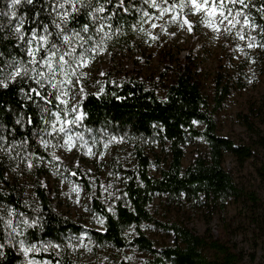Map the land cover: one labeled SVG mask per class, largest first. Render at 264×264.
<instances>
[{"label": "trees", "instance_id": "trees-1", "mask_svg": "<svg viewBox=\"0 0 264 264\" xmlns=\"http://www.w3.org/2000/svg\"><path fill=\"white\" fill-rule=\"evenodd\" d=\"M9 3L10 0H0V28L3 29L0 31V52L4 54L0 66L4 60L14 57L26 61L25 45L10 27V17L4 15L10 12ZM99 3L107 9L96 14L102 19L92 24L91 18L82 12L71 22L69 29L78 31L85 23L93 28L105 20L127 28L141 9L146 8L144 0H123L122 4L121 0L110 3L99 0ZM93 4L95 6L96 0ZM262 4L264 0H251L245 9L255 18L259 29L264 28V18L257 11ZM16 10L18 15L14 21L19 22V18L24 17L26 37L43 23L56 32L51 27L50 0H34L31 5L25 0ZM39 30L42 32V27ZM258 38L264 46V32L261 31ZM52 40L66 50L60 37L54 35ZM170 69L173 79L163 86L162 96L133 74L118 81L108 80L99 91L88 88L79 91V111L83 118L78 123L65 125V129L76 136L96 139L98 150L105 141L127 142L131 144L133 156V164L126 167L115 149L105 163L108 173L121 179L118 197L110 206L102 200L100 177L96 175L92 185L79 167H73L72 175L86 189L89 210L100 220L99 227H88L56 212L50 191L44 185L46 162L50 159L47 140L54 113L59 111L55 90L48 84L41 89L44 95L52 93L48 97L52 102L46 104L30 91L38 85L28 78L10 83L7 89L0 87V137L4 138L0 139V208L14 210V216L23 222L22 239L25 242L58 244L64 249L62 264H73L67 257L65 243L83 234L94 248L114 250L117 258L111 264H244L242 252L228 236L227 205L231 198H246L251 207L252 222L264 232V199L255 191L239 188L231 171L223 166V159L226 152H230L240 165L250 157L262 158L258 170L264 179V131L255 129L253 122L257 118L264 125V114L254 104H249L248 113L238 114L255 135L247 140L235 141L221 135L216 107L235 82L239 83L243 64L233 65L226 60V66H220L212 80L213 107L203 92L189 56L177 59ZM29 96H32L31 100ZM45 107L47 112L42 111ZM197 138L205 143L206 152L193 156L184 166L186 147ZM147 143L159 144L166 157L161 159L156 152L150 157L145 150ZM10 146H13L10 151H5ZM9 168L13 171L11 177L5 175ZM20 170L27 174V180H20ZM27 188L34 200L26 199ZM156 197L174 208L185 203L210 207L219 215L221 228L217 234L209 228L198 234L179 217L158 220L151 211ZM3 221L0 213V244L4 245L0 248V264H21V255L8 239ZM149 224L160 225L170 233L171 242L156 246L145 231ZM40 255L52 261L58 259L54 254ZM135 255L139 259L133 258ZM261 264H264V254Z\"/></svg>", "mask_w": 264, "mask_h": 264}, {"label": "rangeland", "instance_id": "rangeland-1", "mask_svg": "<svg viewBox=\"0 0 264 264\" xmlns=\"http://www.w3.org/2000/svg\"><path fill=\"white\" fill-rule=\"evenodd\" d=\"M50 2L52 5L56 0H50ZM144 2L146 8L141 9L129 27H119L110 20H105L101 22L104 24L103 32H95L99 23V25L90 28L89 33L84 34L86 37H93V42L85 44L84 48L90 49L93 43L100 42L103 37L102 47L105 50L102 52L98 50L94 59H91L92 54L89 53L91 62L86 68L78 69L77 75L72 77L74 84L63 85V89L67 90L69 95L62 97L68 101L67 105L57 99L59 106L57 112H60L61 118L74 119L80 114L79 91L81 87L99 91L106 81H118L128 74L137 76L147 86L155 88L162 96L163 86L173 79L170 68L175 65L177 59L189 56L200 78L203 92L212 107L215 104L212 80L220 66H226V60L231 61L233 65L243 64L244 71L240 76L239 83L235 82L228 95L216 107V119L221 135L230 136L235 141L247 140L249 137L255 136L247 129L238 114L248 113L249 104L261 108L264 114V46L259 42L258 36L261 32L259 27L255 29L245 27L243 29L245 38L240 39L236 35L240 25L232 28L230 32L223 31L224 25H219L221 30L218 32L205 22L204 14H193V10L187 7L180 11L176 20L172 19L175 13L171 11L165 12L161 16L163 8H167L173 3H179V0H168L167 4L164 3V0H156L160 6L158 8L151 7V0H144ZM241 7L237 4L235 9ZM244 11L248 13L245 9ZM145 12L149 15L145 16ZM51 15L52 18H55L54 13ZM185 17L191 22V31L188 30L187 24H183ZM250 17L258 25L251 14ZM17 23L14 21L10 24L13 31ZM154 24L156 27H153ZM104 33L108 35L105 36ZM249 37H255V40L250 41ZM249 42L256 46L249 48L247 46ZM77 51L79 53L81 49L78 47ZM61 79L63 77L58 72L57 81L54 82ZM77 79L79 83H75ZM54 90L57 96L60 95L59 84L58 88ZM73 107L76 108L75 112L72 111ZM65 113H67L66 116ZM255 119L253 120L255 129L264 131V125L259 123L257 118ZM53 125H55L56 131H53ZM60 126V122L54 117L47 140L50 159L46 162L48 168L43 178L44 185L50 191L53 208L56 212L78 220L88 227H99L100 220L89 210L86 189L72 175L73 167H79L92 185H94L96 175L100 177L102 200L110 206L118 197L121 179L113 173H108L105 163L111 159L116 149L123 165L131 166L133 164L131 144L116 140L105 141L102 148L98 150L99 143L96 139L86 135L76 136L70 130L60 132ZM67 136L73 138L74 143L71 147L65 144ZM145 150L150 157H153V152L158 153L161 159L166 157L165 150L159 144L147 143ZM205 152L206 145L202 139L197 138L190 141L186 147L183 165L186 166L193 156ZM262 161V158L250 157L240 165L230 152H226L223 166L231 171L239 188L255 191L260 198L264 199V179L258 170ZM153 172L156 173L155 170ZM5 175L11 177L12 169L6 170ZM19 176L20 180L28 179L27 174L22 170H20ZM24 195L28 201L34 200L30 188L26 189ZM250 209L248 200L244 197L229 200L226 216L229 223L228 236L235 244L236 249L242 252L244 264H261L264 254V232L256 223L252 222ZM10 210L9 208H0V213L4 220L7 237L21 255V264H28L30 259L39 261L41 264L44 261H48L49 264H62L64 249L60 246L55 247L58 244L51 241L25 242L22 239L23 222L14 214L11 219L17 232L12 233L11 228L5 224V221L9 219ZM151 211L161 221L179 217L198 234H203L206 228L217 234L221 228L219 215L215 211L212 212L210 207L205 208L185 203L179 208H174L164 204L162 199L156 197ZM145 231L156 246L168 244L172 240L171 234L160 225L149 224ZM21 240L25 242V246L35 245L39 251L25 256L21 251L19 243ZM65 244L67 257L72 260L73 264H95L96 262L111 264L117 258L113 249L94 248L84 234ZM45 247H47V251L44 250ZM43 253L54 254L58 259L52 261L48 257L40 255ZM128 255L130 256L129 253ZM133 258L139 259L137 255Z\"/></svg>", "mask_w": 264, "mask_h": 264}, {"label": "snow or ice", "instance_id": "snow-or-ice-1", "mask_svg": "<svg viewBox=\"0 0 264 264\" xmlns=\"http://www.w3.org/2000/svg\"><path fill=\"white\" fill-rule=\"evenodd\" d=\"M24 2L25 0H10L8 5L10 12L4 13L5 16L10 17L9 23H12L17 18L18 14L16 9ZM110 2L111 0H105V3ZM167 2L168 0H164V3L167 4ZM26 3L31 5L34 3V0H26ZM122 3L123 0H121V4ZM250 3L251 0H248V2H246V0H179V3H173L169 7L163 8L161 10V16L165 12L171 11L175 13L172 19L176 20L180 11L187 7L193 10V14H204L205 22L218 32L221 30L219 25H224L223 31L225 32H230L232 28H236L237 25H240V29L237 31L236 35L240 39H244L243 29L245 27L251 29L260 27L252 21L250 14L244 11V9L249 7ZM237 4L242 7L240 9H235ZM151 7L158 8L160 6L157 4L156 0H151ZM51 9L52 13L55 14V18L51 20V27L56 29L55 33L50 30L49 24L43 23L38 26V28H33L31 30V35L26 37L24 31L25 19L24 17L19 18V22L14 28V34L17 39L25 45L23 51L26 53L28 59L25 61L23 58L14 57L11 60H4L2 66H0V87L7 89L10 83L28 78L38 85L37 88H30V91L34 93L35 96L40 97L41 100H44L46 104H50L52 101L48 97H50L52 93L44 95L41 89H44L45 84L50 85L52 89H57L59 84L60 95L56 96V99L61 100V103L67 105L68 101L62 99V97H67L69 93L67 90L63 89V85H73L74 81L72 77L77 75L78 69L86 68L90 64L91 59H94V55L98 50L101 52L105 50L102 47L103 37L100 42L93 43L90 49L84 48L85 44L93 42L92 36L86 37L84 35L90 31L91 25L89 23L83 24L79 31L76 29H69L68 26L82 12L86 13L87 16L91 18L92 24H96L97 20L102 19L96 14L104 13L107 9L104 4L99 3V0H96L95 6L93 0H56V2L51 5ZM257 11L261 13V17L264 18V4H262ZM52 13H50V15ZM39 15L40 13L37 12L36 16L39 17ZM144 15L148 16L149 14L145 12ZM183 24L188 25L189 31L192 30L191 22L188 21L186 17ZM41 27L42 32L39 30ZM153 27H156V25L154 24ZM2 30L3 29L0 28V31ZM103 30V23H100L99 27L95 28V32L97 33L103 32ZM260 30L264 32V28ZM54 35L60 37L61 43L66 46L67 50H62L61 46L52 40ZM104 35L107 36L108 34L104 33ZM153 39H155V37H153ZM249 40H255V37H249ZM247 46L252 48L256 45L249 42ZM78 47L81 49L79 53L77 51ZM89 53L92 54L91 59L89 58ZM3 56L4 54L0 52V58ZM58 72L63 79L54 82L57 81ZM75 83H79V80L77 79ZM21 91H23V89H21ZM80 91H83L82 87ZM28 99L31 100L32 96H29ZM42 111L47 112V107L43 108ZM72 111L75 112L76 108L73 107ZM66 115L67 113H65V116ZM54 116L61 124L59 131L65 132V125L78 123L83 118V113H80L74 119H62L60 112L54 113ZM28 122H32L31 118H29ZM16 123L19 124L20 120L17 119ZM53 131H56L55 125H53ZM0 139L4 138L0 137ZM73 143V138L67 136L65 144L71 147ZM11 147L13 146L6 148L5 151H10ZM105 147H107V145H105ZM31 166L32 165L29 164V167ZM13 214L14 210H10L8 214L9 219L5 221V224L7 227L11 228L12 233H16L17 228L13 227V220L11 219ZM19 243L21 251L25 256H28L29 253L39 251L35 245L25 246L23 240ZM3 247L4 245L0 244V248ZM55 247H59V245ZM44 250L47 251V247H45ZM28 264H41V262L30 259ZM43 264H49V262L44 261Z\"/></svg>", "mask_w": 264, "mask_h": 264}]
</instances>
